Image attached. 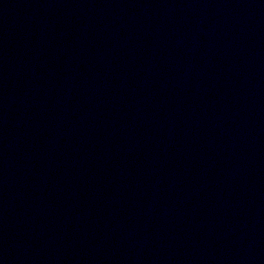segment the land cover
Here are the masks:
<instances>
[{
	"label": "water",
	"instance_id": "water-1",
	"mask_svg": "<svg viewBox=\"0 0 264 264\" xmlns=\"http://www.w3.org/2000/svg\"><path fill=\"white\" fill-rule=\"evenodd\" d=\"M0 264H264V0H0Z\"/></svg>",
	"mask_w": 264,
	"mask_h": 264
}]
</instances>
